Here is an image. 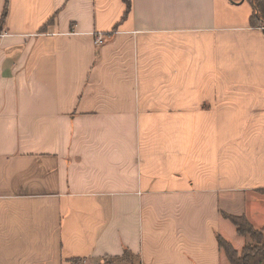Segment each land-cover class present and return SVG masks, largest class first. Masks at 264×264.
<instances>
[{
    "label": "crops",
    "instance_id": "1",
    "mask_svg": "<svg viewBox=\"0 0 264 264\" xmlns=\"http://www.w3.org/2000/svg\"><path fill=\"white\" fill-rule=\"evenodd\" d=\"M228 215L264 228L255 0H0V264H232Z\"/></svg>",
    "mask_w": 264,
    "mask_h": 264
},
{
    "label": "trees",
    "instance_id": "2",
    "mask_svg": "<svg viewBox=\"0 0 264 264\" xmlns=\"http://www.w3.org/2000/svg\"><path fill=\"white\" fill-rule=\"evenodd\" d=\"M264 0H255V15L260 12L264 19ZM129 3V2H128ZM8 8H6L5 13ZM3 17L2 22H4ZM241 235L248 238L242 252H239L230 242L219 238L226 257L232 264H264V228H255L246 216L228 215ZM128 252V250H127Z\"/></svg>",
    "mask_w": 264,
    "mask_h": 264
},
{
    "label": "built area",
    "instance_id": "3",
    "mask_svg": "<svg viewBox=\"0 0 264 264\" xmlns=\"http://www.w3.org/2000/svg\"><path fill=\"white\" fill-rule=\"evenodd\" d=\"M103 42H104V36L101 34V35H99V36L96 38V43H98V45H102ZM84 261H85V260H84ZM82 262H83V260H82ZM78 264H79V263H78ZM80 264H82V263H80Z\"/></svg>",
    "mask_w": 264,
    "mask_h": 264
}]
</instances>
